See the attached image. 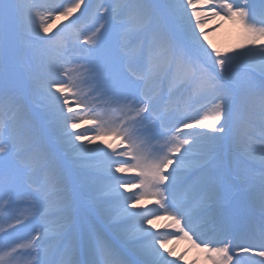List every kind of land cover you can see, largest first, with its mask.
Segmentation results:
<instances>
[{"label": "snow or ice", "instance_id": "snow-or-ice-1", "mask_svg": "<svg viewBox=\"0 0 264 264\" xmlns=\"http://www.w3.org/2000/svg\"><path fill=\"white\" fill-rule=\"evenodd\" d=\"M185 238L264 264V0H0V264H179Z\"/></svg>", "mask_w": 264, "mask_h": 264}, {"label": "bare ground", "instance_id": "bare-ground-1", "mask_svg": "<svg viewBox=\"0 0 264 264\" xmlns=\"http://www.w3.org/2000/svg\"><path fill=\"white\" fill-rule=\"evenodd\" d=\"M60 21H57L56 24L53 25V28H56L57 24H60ZM222 27H219L216 31H211L210 28L206 29L209 31V40L212 41L213 44L220 48H229L234 47L240 42V31L239 28L235 25H233L229 21H225V23L222 22ZM105 144L108 143H118V141H115L114 139L110 140L107 138H103ZM127 176H133L134 173H128L125 174ZM151 201L143 200L141 201V204H151ZM154 223L157 225V228H163L164 225H167V221H159ZM185 242L180 243L179 241H170V249L173 250L174 256L172 258L179 259L180 256H183V260L179 261V264H208V262L205 259V254L200 251L198 248H194L193 253L189 252L187 249L188 246ZM198 256H197V255Z\"/></svg>", "mask_w": 264, "mask_h": 264}, {"label": "rangeland", "instance_id": "rangeland-1", "mask_svg": "<svg viewBox=\"0 0 264 264\" xmlns=\"http://www.w3.org/2000/svg\"><path fill=\"white\" fill-rule=\"evenodd\" d=\"M223 23H225V21H223ZM217 47H218V46H217ZM229 48H230V46H229ZM222 49H227V48H222ZM178 241H179L180 243H183L182 239H178ZM191 248L194 249V246H191Z\"/></svg>", "mask_w": 264, "mask_h": 264}]
</instances>
